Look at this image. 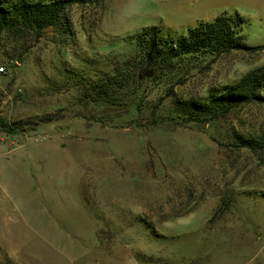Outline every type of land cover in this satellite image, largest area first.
Listing matches in <instances>:
<instances>
[{
  "label": "rangeland",
  "instance_id": "obj_1",
  "mask_svg": "<svg viewBox=\"0 0 264 264\" xmlns=\"http://www.w3.org/2000/svg\"><path fill=\"white\" fill-rule=\"evenodd\" d=\"M222 15L263 50L149 62L136 40ZM261 66L264 0H94L0 30V264H264V147L245 143L264 102L183 110Z\"/></svg>",
  "mask_w": 264,
  "mask_h": 264
},
{
  "label": "trees",
  "instance_id": "obj_2",
  "mask_svg": "<svg viewBox=\"0 0 264 264\" xmlns=\"http://www.w3.org/2000/svg\"><path fill=\"white\" fill-rule=\"evenodd\" d=\"M94 0H16L0 4V30L26 28L38 33L58 27L66 11L75 5H90ZM242 17L226 15L213 22H202L184 36L177 39L164 38L157 26L145 28L136 37L138 43L146 48L149 62L171 61L186 55L209 53L214 56L234 51L259 52L263 47H251L239 33ZM264 66L249 71L237 83L227 87L224 92L213 96L207 103H185L184 111L193 116H211L210 120L228 115L244 104L264 102ZM196 114V115H195ZM251 149L264 147L257 140H247Z\"/></svg>",
  "mask_w": 264,
  "mask_h": 264
},
{
  "label": "built area",
  "instance_id": "obj_3",
  "mask_svg": "<svg viewBox=\"0 0 264 264\" xmlns=\"http://www.w3.org/2000/svg\"><path fill=\"white\" fill-rule=\"evenodd\" d=\"M5 72V68L4 67H0V74Z\"/></svg>",
  "mask_w": 264,
  "mask_h": 264
}]
</instances>
